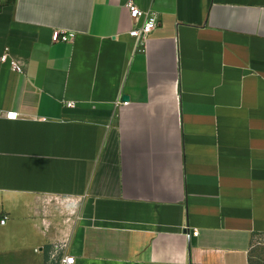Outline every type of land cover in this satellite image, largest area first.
I'll return each instance as SVG.
<instances>
[{
    "label": "crops",
    "instance_id": "crops-1",
    "mask_svg": "<svg viewBox=\"0 0 264 264\" xmlns=\"http://www.w3.org/2000/svg\"><path fill=\"white\" fill-rule=\"evenodd\" d=\"M130 1L158 16L146 41ZM58 242L264 264V0H0V264Z\"/></svg>",
    "mask_w": 264,
    "mask_h": 264
},
{
    "label": "built area",
    "instance_id": "built-area-1",
    "mask_svg": "<svg viewBox=\"0 0 264 264\" xmlns=\"http://www.w3.org/2000/svg\"><path fill=\"white\" fill-rule=\"evenodd\" d=\"M128 7L130 10V15L132 20L135 23L134 28L130 31V34L137 38L140 41H146L150 34L157 28L159 24L158 16L151 12L145 11L141 9L136 3L130 1L128 3ZM74 38V33H61L60 31H55L53 33L54 41H71ZM13 68L21 71L22 67L13 62ZM68 105L72 106L74 104L73 101H67ZM127 104V102H123ZM11 118L17 117L16 112H10L7 114ZM5 218L1 221L5 222ZM199 231L196 229L192 233L194 235H198ZM76 257L68 252V243L67 242H58L54 243L49 249L47 253L46 264H76Z\"/></svg>",
    "mask_w": 264,
    "mask_h": 264
}]
</instances>
